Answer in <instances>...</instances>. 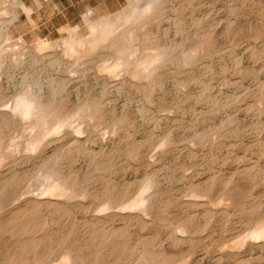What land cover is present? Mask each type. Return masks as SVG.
<instances>
[{
	"label": "rangeland",
	"instance_id": "374dc122",
	"mask_svg": "<svg viewBox=\"0 0 264 264\" xmlns=\"http://www.w3.org/2000/svg\"><path fill=\"white\" fill-rule=\"evenodd\" d=\"M25 1L35 10L34 23L23 13L21 22L12 25L11 30H14V40L19 35L24 37L27 48L32 47L37 36L46 42L59 40L67 34L64 26L68 24L78 25L79 33L86 34L88 28L83 23L84 14L89 11L95 16L115 13L128 2L39 0L42 4L39 5L36 0ZM153 21L148 30L162 46L189 47L196 34L197 37L206 35L212 45L207 56L193 64L184 66L173 60L162 65L159 68L162 84L154 87L151 99L147 98L142 87L138 90L130 83H126L120 92L114 84L123 79L122 74L107 78L110 87L102 94L104 74L97 75L95 67L103 61L102 54L109 49L99 50L87 60L85 58L81 65L92 69L84 77L80 72L71 70L73 58L60 56L62 45L44 47L38 53L42 54L38 63H33L30 52H26L25 62L14 66L15 82L27 71L41 77H65L68 87L62 97L68 101V107L75 106L79 97L86 95L102 99L101 112L105 123L98 125L99 137L91 144L98 149L104 146L103 155H113L112 168L107 174L118 185H128L127 191L131 195L137 193L141 178L153 174L157 181L161 180V185H158L160 203L169 204L162 202L164 205H157L160 210L154 208L151 216L155 217L153 224L146 229L130 221L133 231L151 233L158 245L178 257L185 254V260L180 259L177 263L264 264L262 241L245 237L247 245L244 243L241 248L235 246L239 249L234 247L239 237L247 236L258 211L264 212V0H167L163 14ZM57 56L62 61L53 64L52 60ZM5 75L3 88L11 94L13 88L9 87ZM119 118L124 119V128L118 131L119 134L113 133L106 127V122ZM129 144L135 148L133 153L128 152ZM52 149L53 146L49 145L45 151L50 153ZM83 159L79 157L65 168V172L76 170L81 177L94 173L95 166H89ZM37 163V159L18 163L20 175L29 177L20 187L33 180ZM91 184L94 188L102 185L101 181H92ZM223 193L227 195L223 196ZM223 207L232 211L224 212ZM210 208L216 209L217 213L207 215ZM162 209L165 212L161 213ZM75 210L79 217L87 215L84 209ZM160 214L176 222L189 218L188 221L195 225L190 224L193 226L190 235L199 226L195 228L198 232L191 236V241L187 238L174 243L170 230L166 229L169 227H165ZM111 221L121 224V219L117 217ZM65 224L68 228L69 223ZM232 241H235L234 244ZM231 245L235 250L229 248Z\"/></svg>",
	"mask_w": 264,
	"mask_h": 264
},
{
	"label": "bare ground",
	"instance_id": "6f19581e",
	"mask_svg": "<svg viewBox=\"0 0 264 264\" xmlns=\"http://www.w3.org/2000/svg\"><path fill=\"white\" fill-rule=\"evenodd\" d=\"M166 6L167 0H128L115 13L95 16L86 10L88 13L83 15V23L88 28L86 34L79 33L78 25L68 24L64 26L67 34L59 40L46 42L37 36L32 47L27 48L22 35L14 40L11 26L21 22L23 13L34 23V8L25 0H0V264H175L183 259L185 254L178 257L176 253L169 252L157 244L151 233L133 231L129 226L130 221L136 222L141 229L153 224V210L160 206L161 201L158 189L161 180L157 181L153 174H146L141 178L138 191L135 190L137 193L131 195L127 191L128 185H118L107 174L112 168L113 155L105 156L104 146L98 149L91 144L99 137L98 125L105 123L102 120V99L86 95L79 97L73 106L75 108L69 106L73 109H67L68 101L62 97L68 87L67 78L41 77L27 71L15 82L14 76V66L25 62L26 52H30L31 61L35 63L42 55H38L39 51L46 46L62 45L60 56L73 58L71 70L80 72L81 77L92 69L81 65L85 58L87 60L99 50L109 49L102 54L103 61L95 64L97 75L104 74L105 78L102 94L110 87L107 78L122 74L123 79L114 84L120 92L126 83H130L138 90L142 87L147 98L151 99L154 87L162 84L159 77L162 65L174 60L188 66L207 56L211 50L209 38L206 35L197 37L198 34L186 48L159 44L149 32L148 25L163 14ZM61 57H55L52 63H60ZM4 73L9 87L13 88L11 94L4 91ZM123 121L119 118L106 122V127L117 133L124 128ZM14 126L17 128L15 131ZM83 133H86L85 137ZM49 145L53 146L50 153L45 151ZM127 149L133 153L135 148L129 144ZM79 157L87 160L89 166H95L94 173L81 177L76 170L65 172V168ZM31 159L39 161L37 171L26 188H22L20 186L29 177L26 179L20 175L18 163ZM92 181H101L102 185L94 188ZM25 194L28 196L23 197ZM229 207L222 210L229 212ZM75 208L86 210L87 215L79 217ZM215 210L210 208L207 215L217 213ZM257 214L247 236H238L235 244L232 241L234 247L244 246L245 237L260 240L264 245V212L259 210ZM116 217L121 219L120 225L111 221ZM161 219L165 227L168 225L169 229H166L170 230L174 243L187 238L191 241V236L198 232H195V227L190 235L193 226L189 218L177 222L163 216ZM66 222L69 223L68 228L65 227ZM234 247L231 245L229 248Z\"/></svg>",
	"mask_w": 264,
	"mask_h": 264
}]
</instances>
